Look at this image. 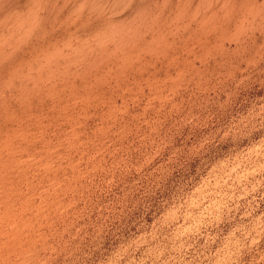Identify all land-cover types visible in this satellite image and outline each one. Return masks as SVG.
<instances>
[{
    "label": "rangeland",
    "instance_id": "1",
    "mask_svg": "<svg viewBox=\"0 0 264 264\" xmlns=\"http://www.w3.org/2000/svg\"><path fill=\"white\" fill-rule=\"evenodd\" d=\"M0 264H264V0H0Z\"/></svg>",
    "mask_w": 264,
    "mask_h": 264
}]
</instances>
